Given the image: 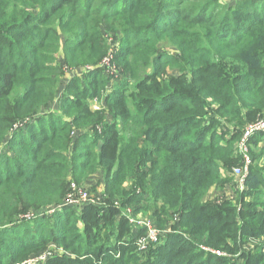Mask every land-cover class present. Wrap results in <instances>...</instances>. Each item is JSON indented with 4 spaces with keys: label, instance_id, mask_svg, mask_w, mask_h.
<instances>
[{
    "label": "trees",
    "instance_id": "obj_1",
    "mask_svg": "<svg viewBox=\"0 0 264 264\" xmlns=\"http://www.w3.org/2000/svg\"><path fill=\"white\" fill-rule=\"evenodd\" d=\"M223 1L0 0V264L51 242L74 257L46 264H264L241 245L264 236V203L209 198L264 120V0ZM102 30L120 33L118 51ZM247 145L264 197V133ZM99 172L102 205H64ZM128 207L162 231L146 253Z\"/></svg>",
    "mask_w": 264,
    "mask_h": 264
},
{
    "label": "rangeland",
    "instance_id": "obj_2",
    "mask_svg": "<svg viewBox=\"0 0 264 264\" xmlns=\"http://www.w3.org/2000/svg\"><path fill=\"white\" fill-rule=\"evenodd\" d=\"M224 1L231 2L232 0H224ZM235 1L237 2V0H235ZM223 3L227 7L235 6L232 3H227V2H223ZM102 32H103L105 38L107 39L108 45L112 48L113 52L115 50L118 51L120 49V44H121L120 38H118L120 33H118L116 35L114 33H111L108 30H102ZM57 62L59 64L63 65L64 64V58L59 57ZM102 68L104 69V70H102V74L106 78H108V79L113 78L114 83L119 82L118 76L116 75L117 73L115 74L113 71L115 68H113V66L111 65L110 59L107 62H105V64L102 65ZM87 71H89V72L93 71L92 67L88 68ZM85 74H86L85 71L82 69L81 70L77 69L76 71H73V72L68 71V76L62 82L61 91L64 89V87H66L69 84V82L72 80V78H74L76 76L84 78ZM110 86H113V83H111ZM54 110H57V104H55ZM52 111L53 110H51V112ZM53 112H56V111H53ZM111 119H113V118H111ZM262 149H264V146L262 147ZM248 158H250V160H252L250 153H249ZM234 168H237V167H234ZM258 169H260L259 170L260 172L258 173L259 176L261 175L262 178H264V157L262 160V166H260ZM243 170L245 172L244 176H236L235 175L234 179L232 181L226 182V183H224V185H220V186L215 187V189L210 193L209 198L210 199L214 198L217 201V203L218 202H228V203L240 208L241 203H240L239 199H240L242 193L243 194L246 193L247 197L245 199L247 202L255 201L258 204H263L264 203V197L262 195H260V193H254L253 194L252 193L253 190H251L250 187L247 185V179L249 178V175H250V173H249L250 167L248 170L247 169H243ZM231 171H232V169H231ZM260 188H262V186H260ZM69 191H70L69 192L70 194H68V195L74 196L73 200H76L75 201L76 204L70 206V208H72L73 210L78 211V210H81V209H84V208H87L90 206L99 207L100 205H102V203L104 201V197H103L104 173L99 172V173H97L96 176L91 177L87 181V186H85L84 189L76 186L74 183L70 184L69 185ZM131 207H128V209L125 210L124 213H126L127 216L130 217L129 222H130V224L131 223L133 224V230L138 229L139 227H137V226L142 222H150L152 227L157 228V225L155 224L153 219L151 217H149L148 214L146 215V213H143L141 215L134 216L133 215V209ZM60 209H63V207H61ZM48 214H49V216H53L52 215L53 211L48 212ZM40 216L42 217V216H44V214H41ZM41 217H39V218H41ZM37 218L38 217H36L34 215L33 216L27 215L24 217V219L22 221L24 223H28V222H33V221L37 220ZM47 222L50 223V222H52V220L48 219ZM78 223L80 224V221H78ZM38 226L39 225L34 226V230H36ZM160 235H159V240H160ZM160 242H161V240L159 241V243ZM241 245L243 247V250L247 253H251V252L258 250L260 248H263V250L261 252H264V236H262V237H250L249 235H247L245 237V239L242 241ZM141 250H144L146 253V252H148V247L147 248L143 247V249H141ZM222 254H224V253H222ZM59 256H63V257H67V258H73L74 257L71 250H65L61 246H59L58 244L51 242V243H49L47 248L40 250L36 254H33L31 256L30 260L27 261L25 264H46V262L49 259L57 258ZM237 260H238V264H244L241 260H239L238 257H237Z\"/></svg>",
    "mask_w": 264,
    "mask_h": 264
},
{
    "label": "built area",
    "instance_id": "obj_3",
    "mask_svg": "<svg viewBox=\"0 0 264 264\" xmlns=\"http://www.w3.org/2000/svg\"><path fill=\"white\" fill-rule=\"evenodd\" d=\"M261 133H264V120H261L257 124L250 126L246 130V133H245L242 141L239 143V147H238V150L243 157V163H242V165L235 166L237 168H234V167L232 168V173L234 174V176L235 175L236 176H244L245 172L243 169L248 170L249 167L251 166L252 160H250V158H248L249 157V148L247 145V141L249 139H251L254 135L261 134ZM67 197L68 198L66 199L64 205L71 206V205L76 204L75 203L76 200H73L74 196L68 195ZM131 225L133 226L132 223H131ZM140 226L147 230L146 236L138 238V240H137L140 250L143 249V247L144 248L146 247L147 242H152L154 244L159 243V241H160L159 235L161 232L157 228L152 227L150 222H142L137 227H140ZM213 253H216V255H218V256L225 255V254H222L221 252H213Z\"/></svg>",
    "mask_w": 264,
    "mask_h": 264
},
{
    "label": "crops",
    "instance_id": "obj_4",
    "mask_svg": "<svg viewBox=\"0 0 264 264\" xmlns=\"http://www.w3.org/2000/svg\"><path fill=\"white\" fill-rule=\"evenodd\" d=\"M237 1H239V0H237ZM223 2L232 3L233 5H235L237 3L235 0L234 1L232 0L231 2H229V1H223Z\"/></svg>",
    "mask_w": 264,
    "mask_h": 264
}]
</instances>
